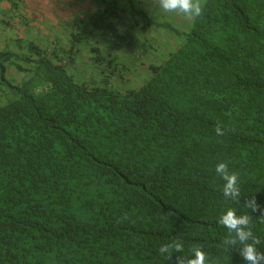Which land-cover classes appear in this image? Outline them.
<instances>
[{"label": "trees", "instance_id": "obj_1", "mask_svg": "<svg viewBox=\"0 0 264 264\" xmlns=\"http://www.w3.org/2000/svg\"><path fill=\"white\" fill-rule=\"evenodd\" d=\"M25 2L0 0V26L18 36L0 44V264H176L193 245L210 264H246L223 245L229 208L252 216L264 252L260 212L243 207L255 196L264 208V0H206L181 30L138 0H108L56 43L28 40ZM124 13L132 36L118 30ZM160 29L166 57L146 52L148 78L114 89L126 57L106 39ZM221 162L239 173V204L222 193ZM173 239L184 248L168 259L159 249Z\"/></svg>", "mask_w": 264, "mask_h": 264}, {"label": "clouds", "instance_id": "obj_2", "mask_svg": "<svg viewBox=\"0 0 264 264\" xmlns=\"http://www.w3.org/2000/svg\"><path fill=\"white\" fill-rule=\"evenodd\" d=\"M158 2L163 11L166 13L174 12L177 15H182L187 18H195L202 14L205 0H158ZM150 37L155 38V35H151ZM160 38L164 40L163 37ZM106 47L108 48V46ZM150 49L153 53L148 54H154L156 52L155 46L154 48ZM146 51H148V49H146ZM142 60L147 61L143 62ZM141 61L142 63H140V66L145 63L144 66H147L148 70L153 63L150 58H147L146 54H144L143 58H139L138 62ZM123 65H128L126 60ZM123 65L120 67H123ZM120 70H122V68H120ZM122 71H126V73L122 74V72H120L121 74L119 75H122L123 77L128 75L127 70L124 69ZM221 129L222 126L217 123L215 128L217 136H223L225 134ZM215 171L217 176L225 181L222 187V193L224 197L231 198L234 202L239 204L241 199V192L238 186L239 173L230 172L228 164L225 162L219 163L216 166ZM243 207L251 210L252 212H260L258 219L264 223V208L257 204L255 196H253L251 199H246L244 201ZM218 223L226 227L228 230V235L223 240V245L226 249L235 248L237 245H239V255L243 258L246 264H264V252L258 251L256 247L261 243V241L254 236L251 229V215H237L234 208H229L224 214L220 216ZM183 248L184 246L181 240L173 239L171 243L162 245L159 251L162 255L167 253L168 259H171L173 251L175 253H182ZM202 249L203 245H193L191 249V257L179 255L177 256L176 264H210L207 254Z\"/></svg>", "mask_w": 264, "mask_h": 264}, {"label": "rangeland", "instance_id": "obj_3", "mask_svg": "<svg viewBox=\"0 0 264 264\" xmlns=\"http://www.w3.org/2000/svg\"><path fill=\"white\" fill-rule=\"evenodd\" d=\"M38 2H34L35 4V9L36 11L35 12H39V11H44V9H46L48 6H46L43 2H41L40 0H37ZM66 1V0H65ZM110 2V1H109ZM108 0L104 3H101L100 5V9H103L104 6H106L108 3ZM52 3H55V0L52 2ZM67 4V3H66ZM138 8V7H137ZM161 10L163 11V9L161 8ZM28 11V15L25 17V19L27 20H24L22 19V22L20 23L19 19H18V22L17 24L22 26L23 30L25 29H28V35H26V37H28V40H34L35 42H40L42 41L40 38H43V39H49L50 37L52 38L50 41H56V42H61L60 39H62L63 37H67L69 36V33H70V30H71V23H66L68 21L67 19V13L65 12V10L61 11V13H57L56 14V17H55V20L54 21H41L40 20H35L33 19L34 18V14L33 13H30V11H33V7L30 6V8L27 10ZM121 11V9H120ZM34 12V11H33ZM34 12V13H35ZM14 12H12L11 16H13ZM149 13H151V11H149ZM35 14H38V16H40L39 13H35ZM127 13H125L126 15ZM163 14L166 15V12L163 11ZM48 15V14H47ZM151 16V20L155 21V22H158V20L160 18L158 17H152L151 14H149ZM172 16L175 18V13H172ZM125 18H123V22L125 21ZM31 19H33L34 21H31ZM171 20H173L172 18H170ZM176 19V18H175ZM161 20V19H160ZM27 23H30L29 26H26L25 22ZM191 21V20H190ZM180 24V23H179ZM185 24V23H184ZM191 24V22H190ZM175 26V25H173ZM0 33H2L0 35V44L2 42H4L5 44V41L8 40V38H6L5 36L6 35H10L12 36V38H10V40L12 41V43H10V46H8V48L10 47H14L16 46L17 47V42L15 39L13 38H17L18 36H16L13 32V30H16V29H13L12 31L7 29V28H2L0 26ZM183 29L182 25L181 26H178V27H174V29ZM123 30L120 31V33H122ZM138 32V31H137ZM156 31H154L153 33L155 34V38H152L150 36H146V35H142V37H139L136 33L133 35L134 38H135V41L131 44V41H127V42H119V41H116L112 36L111 37H108L106 39V42H108V46H112L113 48H123L125 50H120L118 52V54H121L120 56L123 55V57L125 58L124 60L127 61L128 65H123V67H119V70L120 68H124L125 70H127V73H128V76L132 75L131 78H132V82L131 83H125L124 82V79H120V75L121 74L120 72L118 74H116L115 76L113 75L112 76V84L111 86H113L114 89H124L125 91L126 90H130L134 87H138L139 85H141V83L146 79L148 78V76L150 74H148V68L147 66H144L145 63H143V67L139 66L138 63L136 62H133L134 60H138V58L140 57H144V54L147 53H153L152 50L149 48L150 46H154L156 47V52L154 53L155 56H161L165 51H167L169 48H170V45L168 43V37H165L167 35H170L166 30H162L161 33H163V39H161V35L160 34H156L155 33ZM125 33V32H123ZM129 35V34H127ZM129 36H132V35H129ZM174 41H173V44H171V46H176L178 45V43L180 44L182 41L179 37H177L176 35H174ZM70 38V37H69ZM143 39V40H142ZM146 41V42H145ZM55 42V43H56ZM101 42L103 43L104 41L101 40ZM71 43V38L69 39V44ZM105 44V43H103ZM107 44V43H106ZM94 46L96 45V42L95 41H90L88 43H85L83 44V46ZM100 45V44H99ZM103 47V46H101ZM109 49V48H108ZM146 49H148V51H146ZM173 51V50H171ZM116 53V52H115ZM127 55H130L131 57V60L130 62L128 61L127 59ZM148 54H146L147 56ZM167 53L165 52L162 57H160V61L161 62V58L164 59L166 57ZM164 57V58H163ZM143 61V60H142ZM141 61V62H142ZM147 60H144L143 62H146ZM138 62V61H137ZM139 66V67H138ZM95 68H92V67H89L86 70L84 69H78L77 72L82 75V76H85V75H91V76H94V71ZM103 69V68H102ZM104 70L107 72V68L105 67ZM131 71V72H130ZM136 71H138L137 74ZM108 74V73H107ZM126 77V75H125Z\"/></svg>", "mask_w": 264, "mask_h": 264}, {"label": "crops", "instance_id": "obj_4", "mask_svg": "<svg viewBox=\"0 0 264 264\" xmlns=\"http://www.w3.org/2000/svg\"><path fill=\"white\" fill-rule=\"evenodd\" d=\"M26 1L25 3H27L28 6H32L33 7V11H36V7L34 2H38L37 0H24ZM41 2H43L46 6H48L46 9H44V11H39V12H35V13H39L40 16H38V14H35L33 11L32 13L34 14V17H37L39 20L41 19V21H45V20H50V18H45V16L47 14H49V16L51 17L52 20H55L56 14L57 13H61V11L66 9V13H67V19H72V21H82L85 20L86 18L88 19L90 16H92L94 13H96V11H98L99 9H97V7H99L101 5V3H104L107 0H55V3H52L54 0H40ZM114 1V0H113ZM121 2V0H118ZM139 3L136 4V6L139 8V10L141 11H151V15H158V18H165L168 17L169 19L172 18L173 20V24L178 27L183 25L184 23H186L187 21L189 22L190 20H192V18H187L184 17L182 15H177L175 13V18L172 16V13H166L163 14V11L161 10V6L159 5L158 0H138ZM206 2V0H205ZM204 2V3H205ZM67 3V4H66ZM26 5V6H27ZM174 13V12H173ZM136 14V13H134ZM125 18L124 22H121L118 26V30L119 32L121 30H123L124 35L128 34L131 24L134 21L132 19V15L131 14H123ZM37 18H35V20H37ZM139 19V18H138ZM132 20V21H131ZM34 21V20H33ZM135 23V21L133 22ZM180 23V24H179ZM162 30L164 29H160V30H156L157 32L160 31L161 37L163 36ZM154 31H152L153 33ZM64 38V37H63ZM66 41V43H68V39H64ZM102 45V44H100ZM103 46V45H102ZM106 47V45H104ZM110 48V47H108ZM111 49H116L117 52H119L120 50L118 48H113L111 46ZM89 54L85 53V57L83 59H81V64L83 66H88L89 65ZM86 70V68H85ZM87 71V70H86ZM88 72V71H87Z\"/></svg>", "mask_w": 264, "mask_h": 264}, {"label": "flooded vegetation", "instance_id": "obj_5", "mask_svg": "<svg viewBox=\"0 0 264 264\" xmlns=\"http://www.w3.org/2000/svg\"><path fill=\"white\" fill-rule=\"evenodd\" d=\"M168 32V31H167ZM111 70V69H110ZM122 70H124V68H122Z\"/></svg>", "mask_w": 264, "mask_h": 264}]
</instances>
